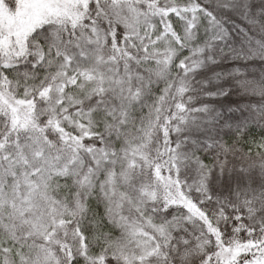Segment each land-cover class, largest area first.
Returning <instances> with one entry per match:
<instances>
[{"label":"snow or ice","instance_id":"6c2138e0","mask_svg":"<svg viewBox=\"0 0 264 264\" xmlns=\"http://www.w3.org/2000/svg\"><path fill=\"white\" fill-rule=\"evenodd\" d=\"M0 264H264V0H0Z\"/></svg>","mask_w":264,"mask_h":264}]
</instances>
